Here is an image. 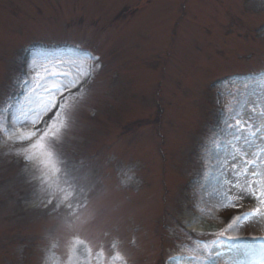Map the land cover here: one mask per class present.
<instances>
[{
  "label": "rangeland",
  "instance_id": "374dc122",
  "mask_svg": "<svg viewBox=\"0 0 264 264\" xmlns=\"http://www.w3.org/2000/svg\"><path fill=\"white\" fill-rule=\"evenodd\" d=\"M89 53L100 67L57 144L87 206L80 220L54 211L39 171L0 139V264H68L74 235L106 254L117 242L127 264H260L234 241L191 250L256 204L217 209L205 173L229 93L264 78V0H0V101L25 103L29 65ZM193 219L207 231L188 230ZM245 228L264 236V220L228 233L254 247Z\"/></svg>",
  "mask_w": 264,
  "mask_h": 264
},
{
  "label": "snow or ice",
  "instance_id": "6c2138e0",
  "mask_svg": "<svg viewBox=\"0 0 264 264\" xmlns=\"http://www.w3.org/2000/svg\"><path fill=\"white\" fill-rule=\"evenodd\" d=\"M98 61V56L86 54L54 71L33 63L20 80L25 103L12 98L0 101V139L20 146L13 154L39 171L37 180L48 193L46 204L53 205L54 211L66 210L69 220H80V210L87 201L84 188L58 153L57 144L69 127L71 111L85 96L84 85L100 67ZM41 68L46 76L40 75ZM56 77L58 82L49 87V80ZM40 90L46 95L36 96ZM229 96L235 103L226 106L218 123L220 131L213 137L209 153L214 163L205 176L210 177L213 194L219 199L214 205L217 209L239 208L238 201L246 198L256 204L250 212L233 217L227 228L215 234L216 239L197 242L191 258L210 256L213 246L234 241L229 247L244 245L245 254L257 253L260 264H264V236H251L252 247L248 239L228 235L229 231L238 232L243 223L264 220V78L255 86L245 84ZM70 243L68 264H127L115 241L108 254L103 246L94 250L87 237L74 235Z\"/></svg>",
  "mask_w": 264,
  "mask_h": 264
},
{
  "label": "bare ground",
  "instance_id": "6f19581e",
  "mask_svg": "<svg viewBox=\"0 0 264 264\" xmlns=\"http://www.w3.org/2000/svg\"><path fill=\"white\" fill-rule=\"evenodd\" d=\"M208 185H210V186H209V189H210L211 191H213V188H211V187H212V186H211L212 184H208ZM213 196H214V195H213ZM213 196H212V197H213ZM212 197H211V198H212ZM196 222H197V220H196V219H193V220H192V224H188V226H187V227H188V230H192V232H195V233H201V232H206V231H207V230H205L206 226H208L207 222H205V221H204V223L201 222V225H202V226L200 225V226H201L200 228H201L202 230H200V231H197V229H195V227H196L195 223H196ZM204 224H205V225H204ZM242 235H243L244 238H248V237H250V236H249V231L246 230V228L244 229V232H243ZM182 262H183V261H182ZM182 262L168 261V264H183ZM219 263H220V262L218 261V264H219Z\"/></svg>",
  "mask_w": 264,
  "mask_h": 264
}]
</instances>
